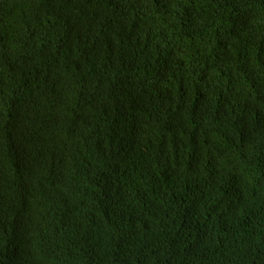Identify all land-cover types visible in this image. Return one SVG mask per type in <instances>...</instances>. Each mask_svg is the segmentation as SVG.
<instances>
[{"label": "trees", "instance_id": "trees-1", "mask_svg": "<svg viewBox=\"0 0 264 264\" xmlns=\"http://www.w3.org/2000/svg\"><path fill=\"white\" fill-rule=\"evenodd\" d=\"M0 264H264V0H0Z\"/></svg>", "mask_w": 264, "mask_h": 264}, {"label": "bare ground", "instance_id": "bare-ground-1", "mask_svg": "<svg viewBox=\"0 0 264 264\" xmlns=\"http://www.w3.org/2000/svg\"><path fill=\"white\" fill-rule=\"evenodd\" d=\"M250 14V13H249Z\"/></svg>", "mask_w": 264, "mask_h": 264}]
</instances>
